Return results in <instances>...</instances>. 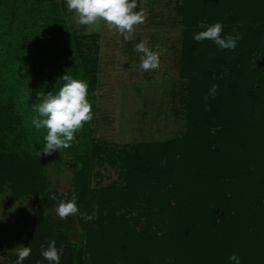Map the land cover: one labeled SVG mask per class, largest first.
I'll use <instances>...</instances> for the list:
<instances>
[{
  "label": "trees",
  "instance_id": "16d2710c",
  "mask_svg": "<svg viewBox=\"0 0 264 264\" xmlns=\"http://www.w3.org/2000/svg\"><path fill=\"white\" fill-rule=\"evenodd\" d=\"M59 2L0 0V192L9 185L15 198L26 193L43 197L23 240V246L32 249L23 264H48L40 245L47 247L51 239L62 248L60 264H84L88 254L95 264H235L229 259L233 253L241 264H264V203L255 191L264 190V0H182L177 4L184 26L181 73L189 78V121L183 135L142 142L131 149L124 144L119 150L107 148L108 141L94 136L92 127L88 133L78 132V142L61 150L62 155L72 154L76 167L74 194L80 210L77 216L86 232L84 242L70 239L68 226L47 211L56 204L49 199V190H57L49 188L45 171L51 156L42 154L46 129L37 130L32 125L35 116L27 113L36 103L34 93L58 92L67 73L87 78L88 91L96 96V57L76 51L77 41ZM201 22L223 23L222 36L239 34L236 49H221L211 40L195 41L194 34L206 30L199 27ZM86 34L92 47L98 32ZM48 46L55 47L48 67L39 65L26 77L27 69L20 64L36 62L29 54L46 53ZM214 85L218 88L213 98ZM103 148L107 157L122 161L120 175L127 179L125 184L142 188L149 205L128 194L118 179L99 187L89 185L90 158ZM61 152L53 154L61 158ZM164 157L166 165H161ZM205 176L210 178L207 182ZM230 183L239 187L236 193L248 191L256 196L258 214L226 218L231 203L237 205L240 200L233 201L235 197L223 191ZM207 191L210 203H200L203 212L194 211L192 207L199 205L196 194L207 196ZM59 192L72 198L68 192ZM123 205L139 206V215L146 218L142 230L136 229L139 217L130 223L116 215ZM85 212L95 219L86 222L80 215ZM162 227L166 231L159 233ZM199 235L204 241L196 240Z\"/></svg>",
  "mask_w": 264,
  "mask_h": 264
},
{
  "label": "rangeland",
  "instance_id": "374dc122",
  "mask_svg": "<svg viewBox=\"0 0 264 264\" xmlns=\"http://www.w3.org/2000/svg\"><path fill=\"white\" fill-rule=\"evenodd\" d=\"M58 1L63 5V14H65L66 21L71 27L70 30L78 42L74 43V46L75 44L77 46L76 51L83 50V54L88 53L91 56L94 54L96 57V96L93 97L88 91V99L93 106L94 112L93 126L92 121L86 123L84 126L85 131L88 133L89 129L93 127L94 136L108 141L107 148L114 146L119 150L125 147L124 144H128L125 147L126 149H131V147L138 146L142 142H162L178 135H183L186 132L189 121L188 110L190 107L186 101L189 99H187L189 78L181 73L180 56L182 29L184 26L181 16L174 18L175 11H173L174 9L171 10L173 3H176V1L170 0V11L166 12L169 17L162 18L157 11V17L153 18L150 16L146 18L145 23L136 26L133 39L130 41L134 42V44L125 41L119 33L109 30L106 24L92 27L91 30H89L88 26H77L74 13L67 10L66 1ZM181 1L179 0V2ZM167 2L169 1L165 0L166 4ZM156 3L157 0H149L148 4L156 5ZM161 6H158L160 10ZM140 9L145 12L144 5L142 6L141 4L139 9H135V11ZM160 13L163 12L160 11ZM147 15L146 12L145 16L147 17ZM2 17L3 15H0V18ZM92 31H99L101 34L98 33L97 42L92 47H89V36L86 33H92ZM144 39H150L149 46L153 50H157L158 46L160 67L157 70L143 71L139 67L141 54L134 51V47L135 43ZM48 47L49 50L46 53L38 51L37 54H29L31 59L36 62L31 63L26 60L22 62L23 64H20L21 69H27L26 77L30 76L31 72H34L39 65H43L44 68L48 67L50 63L48 56L51 55V50H55V47ZM73 53L75 54L74 51ZM72 56V52H70L69 57L71 60H73ZM251 63H256L253 56ZM90 64H93V62ZM76 74L69 75L78 79L79 76ZM37 75L36 77H39V74ZM80 79L84 80L83 78ZM85 81H87V78ZM40 91L47 94L45 89ZM36 93H34L36 103H39ZM27 113L30 116H37V113L33 110ZM106 152L107 149L103 148L90 158L89 185L91 187H99L108 185L114 179H118L119 182L121 181L119 184L124 186L128 194L137 195L139 203L144 206L149 205V202H147L148 197L143 194L144 190L142 188L125 184L127 179L120 175L122 169L120 164L122 161L119 158L110 159L107 157ZM62 156L63 159L59 155L53 154L46 161L45 171L49 179V188L68 192L72 196L76 191L75 184H77L76 167L73 164L72 154L65 153ZM166 161L167 158L164 157L160 164L166 165ZM208 179L210 178L205 176L204 182H207ZM249 187H245V189L250 190L252 188L251 186ZM223 188L225 193L228 195L231 193L232 197H235L233 201L240 198L236 202L237 205L235 202L231 203V209L227 210L226 218H232V214H237L236 217L250 215L251 213L254 216L258 214L256 210H259L260 205H258L259 201L256 196L247 194L248 191L243 192V194L236 193L239 187L231 183L230 185L225 184ZM255 191L259 194L257 197L263 199L262 202L264 203V190L256 189ZM13 193V189L9 185L5 186L4 190L0 192V264H15L17 260L16 249L23 245L24 238L34 225V209L41 201L42 195L26 193L22 197L15 198ZM208 194L210 195V191L207 196L196 194L199 205L196 204L192 209L199 210L200 203L207 206L211 199ZM240 194L241 197H239ZM171 202L174 203V199ZM213 204L212 202L211 205ZM218 207L221 206L219 205ZM55 208L56 204L48 208L47 211L53 219L62 221L68 226V237L84 242L86 232L80 224L77 214L69 216L66 220H61L57 216ZM200 209L201 211L203 210L202 208ZM116 211L117 216L123 215L130 223L134 221L136 216L139 217L137 230H142L145 227L146 218L144 214L139 215V206L128 208L123 205L118 207ZM93 213L95 215L96 210ZM262 214L264 216V209ZM220 219L219 217L217 222ZM92 223L95 224V222ZM165 231V227L158 230L159 233ZM202 239L201 235L196 238L197 241ZM84 264H95V262L88 254L85 257Z\"/></svg>",
  "mask_w": 264,
  "mask_h": 264
},
{
  "label": "clouds",
  "instance_id": "9594fccd",
  "mask_svg": "<svg viewBox=\"0 0 264 264\" xmlns=\"http://www.w3.org/2000/svg\"><path fill=\"white\" fill-rule=\"evenodd\" d=\"M67 10L74 13L77 26L92 27L106 24L109 30H113L123 36L125 41L133 39L136 26L145 23L146 16L142 9L137 8V0H66ZM199 27L206 30L194 34L195 41L211 40L221 49L235 50L237 42L241 39L239 34L222 36L224 25L216 22L212 25L201 24ZM235 32L236 30L233 29ZM150 39H144L137 43L134 51L140 53V69L143 71L157 70L160 67V53L153 50ZM65 83L58 92L45 94L42 91L36 93L39 103H34L32 109L37 116L32 119V125L37 129H46L44 136L43 155L50 156L56 150L67 149L76 140V134L83 131L86 123L94 118L93 106L88 99L89 83L85 80L73 78L68 73L61 78ZM218 86L210 89V95L214 98ZM207 98V97H206ZM207 109V106H205ZM215 134V129H212ZM62 156V152H61ZM63 159V156H62ZM49 190V199L56 202V214L61 220L79 213L76 196L68 199L67 194ZM63 197V198H61ZM41 198H43L41 196ZM86 221H93L95 217L86 212L80 213ZM41 256L48 264H60L62 248H57L55 239L40 245ZM31 247L20 245L16 249L17 260L15 264H23L30 255ZM229 259L235 264H241L240 257L233 253ZM37 264H42L37 261Z\"/></svg>",
  "mask_w": 264,
  "mask_h": 264
},
{
  "label": "crops",
  "instance_id": "0c3cea01",
  "mask_svg": "<svg viewBox=\"0 0 264 264\" xmlns=\"http://www.w3.org/2000/svg\"><path fill=\"white\" fill-rule=\"evenodd\" d=\"M142 1V3H140ZM169 2H167V4L165 3V0H157V3H156V5L154 4V5H149L148 3H149V0H137V8L136 9H139V7H140V5L142 4V6L144 5L145 6V12L144 13H146L147 12V17L146 18H149L150 16L151 17H157V11L159 12V14H160V17H162V18H166V17H169L167 14H166V12L167 11H170L169 10V5L171 4V2H170V0H168ZM176 1V3H173V7L171 8V10L172 9H174L173 11H175V14H174V18H176V17H178V16H180L178 13H177V4H178V2H179V0H175ZM159 5H162L161 6V10L158 8V6ZM158 8V9H157ZM134 11H135V9H134ZM160 11H162L163 13H160ZM172 12V11H171ZM171 16V15H170ZM163 20V19H162ZM174 26H175V24H173ZM155 26H156V24H155ZM162 26V25H161ZM168 31H170V30H168ZM92 32H98V33H100L99 31H92ZM101 34V33H100ZM134 44V42H130V44ZM139 43V42H138ZM137 43H135V45H136Z\"/></svg>",
  "mask_w": 264,
  "mask_h": 264
}]
</instances>
